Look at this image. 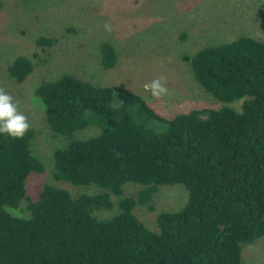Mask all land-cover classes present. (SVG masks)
<instances>
[{"label": "trees", "instance_id": "trees-1", "mask_svg": "<svg viewBox=\"0 0 264 264\" xmlns=\"http://www.w3.org/2000/svg\"><path fill=\"white\" fill-rule=\"evenodd\" d=\"M100 54L105 69L115 66L111 44ZM182 59L225 104L166 119L115 86L69 73L40 82L34 94L46 122L68 140L53 153L54 180L98 191L72 196L46 184L31 200L27 178L44 170L30 147L33 130L22 139L0 134V264H243L242 245L264 237V43L241 36ZM34 67L21 56L7 73L22 83ZM240 100L239 110L226 104ZM89 126L99 134L74 138ZM126 185L141 189L99 218ZM166 185L183 186L188 197L180 210L158 213L151 230L133 210ZM22 206L25 216L10 212Z\"/></svg>", "mask_w": 264, "mask_h": 264}, {"label": "rangeland", "instance_id": "rangeland-1", "mask_svg": "<svg viewBox=\"0 0 264 264\" xmlns=\"http://www.w3.org/2000/svg\"><path fill=\"white\" fill-rule=\"evenodd\" d=\"M112 26L111 32L104 24ZM246 36L264 43V0H0V87L20 102L19 111L31 122L32 153L42 162L41 173L26 181L27 196L35 200L46 184L66 189L72 196L93 194L96 186H72L53 178V153L68 140L54 133L34 90L44 80L69 73L103 86H115L140 95L160 116L170 119L193 109H215L223 102L214 99L194 79L183 56ZM43 39L49 43L38 45ZM109 43L117 54L111 69L101 64L100 49ZM30 58L35 67L22 83L8 73L17 57ZM164 75L169 95L155 99L144 85ZM119 104L120 95H116ZM242 101L226 103L239 110ZM157 132L166 126L148 125ZM89 126L74 135L85 139L99 134ZM140 186L126 185L113 197L114 207L97 216L107 219L117 213L121 198L134 197ZM188 197L181 185L160 186L146 205L133 213L151 230L155 217L164 211L180 210ZM24 207L11 210L25 216ZM243 264H264V237L242 245Z\"/></svg>", "mask_w": 264, "mask_h": 264}, {"label": "clouds", "instance_id": "clouds-1", "mask_svg": "<svg viewBox=\"0 0 264 264\" xmlns=\"http://www.w3.org/2000/svg\"><path fill=\"white\" fill-rule=\"evenodd\" d=\"M104 30L111 32L112 26L104 24ZM151 97L163 99L169 95L167 80L160 75L144 85ZM20 102L14 100L13 96L0 87V134L14 139H22L31 128V122L27 116L19 111Z\"/></svg>", "mask_w": 264, "mask_h": 264}]
</instances>
